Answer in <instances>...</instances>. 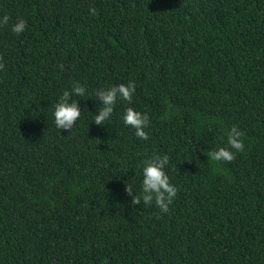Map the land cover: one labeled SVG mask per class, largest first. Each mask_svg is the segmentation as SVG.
Returning <instances> with one entry per match:
<instances>
[{"label": "trees", "instance_id": "16d2710c", "mask_svg": "<svg viewBox=\"0 0 264 264\" xmlns=\"http://www.w3.org/2000/svg\"><path fill=\"white\" fill-rule=\"evenodd\" d=\"M5 13L0 264H264V0H0ZM129 81L131 103L96 125L95 91ZM74 82L81 116L59 130ZM127 107L149 116L147 140ZM233 125L245 150L208 160ZM165 154L169 212L133 205L126 185L141 195L143 161Z\"/></svg>", "mask_w": 264, "mask_h": 264}, {"label": "clouds", "instance_id": "9594fccd", "mask_svg": "<svg viewBox=\"0 0 264 264\" xmlns=\"http://www.w3.org/2000/svg\"><path fill=\"white\" fill-rule=\"evenodd\" d=\"M91 15H97V10L90 8ZM11 17L5 13L0 16V27L8 26ZM27 22L23 18H17L11 24V31L16 35H20L26 30ZM58 67L63 70V65ZM4 68L2 57H0V69ZM135 93V83L129 81L126 85L121 83L116 86H111L107 89H97L95 97L102 102L97 114L94 116V123L96 125H105V121L109 120L113 114L114 106L118 98L131 103L133 94ZM86 97V88L74 82L71 91L65 90L59 97L58 102L54 106V123L59 130L73 129L76 122L81 116L80 108L77 106V100H71V96ZM71 101V102H70ZM123 123L135 130V136L142 140L149 138L148 132L145 130L149 123V116L141 113L132 107H127L123 115ZM244 132H242L236 125H233L227 131V145L228 147H218L215 150L207 152L208 160L212 162L231 163L236 159V153L245 150L243 142ZM169 164L168 155H153L151 158H146L143 161V179H142V193L141 195H133V188L131 185H126L125 191L132 196L131 203L133 205L140 204L155 206L162 213L169 212V206L176 198L178 189L170 183L169 176L165 172L166 166Z\"/></svg>", "mask_w": 264, "mask_h": 264}]
</instances>
